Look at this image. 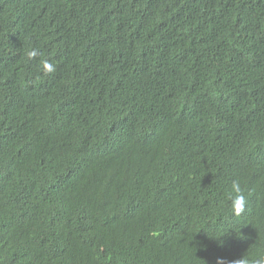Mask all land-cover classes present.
<instances>
[{
	"label": "trees",
	"instance_id": "16d2710c",
	"mask_svg": "<svg viewBox=\"0 0 264 264\" xmlns=\"http://www.w3.org/2000/svg\"><path fill=\"white\" fill-rule=\"evenodd\" d=\"M261 254L264 0H0V264Z\"/></svg>",
	"mask_w": 264,
	"mask_h": 264
},
{
	"label": "clouds",
	"instance_id": "9594fccd",
	"mask_svg": "<svg viewBox=\"0 0 264 264\" xmlns=\"http://www.w3.org/2000/svg\"><path fill=\"white\" fill-rule=\"evenodd\" d=\"M38 55H41V53H39V51L35 48L26 53L28 60L35 59ZM40 68L42 74L45 76L51 75L56 71V65L47 59L40 61ZM228 198L230 200L232 214L239 217L242 213H244L248 200L245 190L242 188L238 180L232 181ZM233 264H264V254L258 255L252 259L242 256L238 260H235Z\"/></svg>",
	"mask_w": 264,
	"mask_h": 264
}]
</instances>
